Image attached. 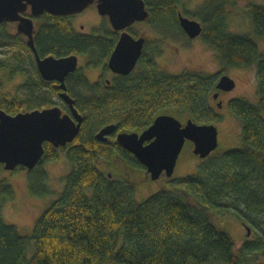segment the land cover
Listing matches in <instances>:
<instances>
[{
  "label": "trees",
  "instance_id": "16d2710c",
  "mask_svg": "<svg viewBox=\"0 0 264 264\" xmlns=\"http://www.w3.org/2000/svg\"><path fill=\"white\" fill-rule=\"evenodd\" d=\"M144 2L149 14L143 22L157 39H146L132 72L117 75L109 85L103 80L89 84L76 70L64 80L82 123L77 136L64 146L54 149L45 144L42 159L27 170L28 190L41 198L50 193L43 164L63 155L69 166L63 189L36 218L30 235H21L3 219L2 207L13 197V189L0 180V264H264V53L257 43L264 40V2L246 5L255 38L227 29L226 3L232 7L234 0H203L186 12L200 20L199 36L217 52L221 63L217 74L255 65L257 102L232 98L227 104L241 125L240 147L215 149L201 158L194 173L174 180V188L160 189L142 201L135 198L128 180L108 177L96 167L100 160L129 165L126 156L145 169L114 138L96 140L95 133L106 124L142 131L161 113L177 111L182 122L190 118L196 123H214L221 117L209 102L216 73L172 74L157 66L155 56L162 52L158 44L167 38L166 32L185 34L178 21V12H184L181 0ZM72 17L49 13L33 17L38 55L84 56L88 69L107 72L118 32L109 23L93 27L90 33L78 32ZM5 24L0 23V46L18 48L0 60V108L16 114L59 104L69 112L59 88L41 78L23 35L9 33ZM16 75L24 79L13 92L3 91L4 83ZM227 214L253 227L255 237L235 248L231 235L212 220L213 215ZM30 242L33 251L28 255Z\"/></svg>",
  "mask_w": 264,
  "mask_h": 264
},
{
  "label": "water",
  "instance_id": "95a60500",
  "mask_svg": "<svg viewBox=\"0 0 264 264\" xmlns=\"http://www.w3.org/2000/svg\"><path fill=\"white\" fill-rule=\"evenodd\" d=\"M91 4H95L101 16L107 17L113 30L120 31L109 56L108 67L114 73L129 74L142 53L145 37H134L128 28L147 18L149 13L144 0H0V23L16 24L18 33L26 37V44L34 54L41 77L60 82L58 86L63 91L59 93V97L69 108V112H65L58 105H52L16 114H9L0 108V164L4 169L13 170L21 165L30 170L43 156L44 141L50 142L54 147H61L77 136L82 116L74 107V100L66 93L64 80L66 75L77 69L78 57H40L33 41V17L43 13L73 15ZM28 10L29 15L26 14ZM178 21L190 39L201 34L202 24L199 20L178 12ZM234 86V79L227 74H222L216 84V88L222 90H231ZM216 97L217 92L214 93V98ZM217 136L218 129L213 122L196 123L190 118L182 122L169 113L158 114L140 132L118 130L115 123H109L95 133L96 140L101 142L114 137L121 148L131 153L145 167L147 175L152 179H157L162 174L172 176L187 140L192 142L193 154L205 158L217 148Z\"/></svg>",
  "mask_w": 264,
  "mask_h": 264
},
{
  "label": "rangeland",
  "instance_id": "374dc122",
  "mask_svg": "<svg viewBox=\"0 0 264 264\" xmlns=\"http://www.w3.org/2000/svg\"><path fill=\"white\" fill-rule=\"evenodd\" d=\"M183 3L182 9L184 16L189 14L186 12L194 10L200 5L203 0H181ZM264 0H234L232 7L228 5L227 14V29L231 32L240 34H250L255 38L253 32V25L249 15L246 12V5L248 3H263ZM237 5V10L234 7ZM29 14V10L26 13ZM198 20V19H196ZM200 21V20H199ZM36 21H34L35 23ZM5 28L11 34H18L16 24L14 22H6ZM109 22L105 17H102L95 7V4L89 5L82 12L76 13L71 18L73 28L82 33H90L91 29L101 24L108 25ZM129 28L135 30L138 34H143L146 39L154 41L157 37L154 36L153 30L144 22H136ZM167 38L161 41L159 48L162 49L160 55H156L155 59L157 66L160 70L180 74L184 71H203L209 74H217L220 72L221 63L218 58L217 52L208 47L202 38L198 35L194 38H189L186 34L166 32ZM21 34V33H20ZM23 35V34H22ZM26 37L23 35V41ZM260 50L264 53V40L257 39ZM11 44H14L11 42ZM17 46L4 45L0 46V60H4L6 55L15 51ZM32 52V51H31ZM26 57L28 52L24 51ZM27 60V59H26ZM85 57L78 56V66L84 64ZM23 64L27 70L28 66ZM99 68L89 71L97 72ZM235 81V87L229 91H223L221 98L223 105L218 108L216 106L217 99L210 98V105L215 108V111L220 114V119L214 121L218 129V145L217 150L240 147L241 141V125L240 122L229 112L228 105L225 103L228 97L231 98H244L252 103L257 102V81L255 65L250 67L240 68H227L224 72ZM219 74H217L218 77ZM106 77H110L105 74ZM216 77V78H217ZM24 76L16 75L11 82H5L2 86L3 91H14L15 85L20 83ZM60 101V100H59ZM226 104V105H225ZM59 105V104H58ZM179 120H183V115L180 112L173 113ZM114 138V137H112ZM192 142L186 141L177 159L173 174L167 177L162 174L157 179H152L146 176V169L140 168L136 163L130 161L128 157L125 159L129 165L122 164L117 160H112L110 163L100 160L96 163V167L104 172L110 174V177L119 180H128L134 189V196L138 201L146 199L148 196L157 192L160 189H172L174 185L172 182L186 174L195 172L199 165L201 158L194 155L192 152ZM44 170L47 172L48 180L47 185L50 193L44 197H37L30 193L27 186V170L14 169L7 170L0 167V180H6L13 189V197L4 202L2 207V216L6 223L15 225L21 235H30L33 231L36 218L46 209V207L57 197L59 192L63 189L65 175L68 172L69 166L66 158L60 155L54 161L45 162L43 164ZM213 222L227 231L234 243L235 248L241 246L243 241L248 238L255 237L254 229L247 223H242L240 219L234 214H227L223 216L213 215ZM249 230V233H248ZM33 251V242H30L28 248V255Z\"/></svg>",
  "mask_w": 264,
  "mask_h": 264
},
{
  "label": "flooded vegetation",
  "instance_id": "af4514ba",
  "mask_svg": "<svg viewBox=\"0 0 264 264\" xmlns=\"http://www.w3.org/2000/svg\"><path fill=\"white\" fill-rule=\"evenodd\" d=\"M75 14H73V15H71V16H74ZM102 17H105L106 18V20L108 21V19H107V17L106 16H102ZM143 22V21H142ZM136 23V22H135ZM128 30H129V28H128ZM116 32H118V34L120 33V31H116ZM129 32H130V30H129ZM131 33V32H130ZM132 34V33H131ZM133 35V34H132ZM139 35H143L142 33L141 34H139ZM138 35V36H139ZM134 36V35H133ZM138 36H136V37H138ZM144 37H145V42H146V36L145 35H143ZM135 37V36H134ZM144 47H145V43L143 44V48H142V52H143V50H144ZM142 54V53H141ZM137 64V63H136ZM136 66V65H135ZM36 68H37V66H36ZM134 69H135V67H134ZM133 69V70H134ZM38 70V69H37ZM89 70H92V69H88L87 67H86V64H85V61H84V64L83 65H81V66H78V64H77V69H76V71H81L82 72V74H83V76L85 77V79L88 81V83L89 84H95V83H97V82H99L100 80H103V82H104V84L105 85H109V83L112 81V78H114V77H116L117 75H123V74H118V73H114V72H112L111 70H110V68H109V70L106 72V71H104L102 68H99L98 69V71L97 72H94V71H89ZM39 72V71H38ZM71 73V72H70ZM40 74V73H39ZM105 74H107V75H109L110 77H106L105 76ZM223 73H220L219 75H218V77L216 78V82H215V86H214V90L212 91V95H211V98L212 99H217V102H216V106L218 107V108H220L222 105H223V99L221 98V95L222 94H225V93H223V91H229V90H222V89H217L216 88V84H217V82H218V80H219V77L222 75ZM69 75V74H68ZM68 75H66L65 76V80H66V77L68 76ZM41 76V75H40ZM42 78V77H41ZM43 79V78H42ZM44 80V79H43ZM45 81H47V82H51L52 81V85L54 86V87H56V88H59V84H58V82H56V80H45ZM235 87V86H234ZM234 89V88H233ZM59 90H60V88L57 90V93H58V95H59ZM232 90V89H231ZM83 92V91H82ZM217 92V97L216 98H214V93H216ZM84 93V92H83ZM86 93H91V91H86ZM232 99V98H231ZM230 100V98L228 97V99H227V101H225V103L226 104H228V101ZM225 104V105H226ZM211 106V105H210ZM212 107V106H211ZM212 109L215 111V108H213L212 107ZM68 112V111H67ZM216 112H218V111H216ZM119 130V129H118ZM140 132V131H139ZM47 143H50V142H48V141H44L43 142V147H44V152H43V155H44V153H45V144H47ZM51 144V143H50ZM52 145V144H51ZM52 147L54 148V149H57V148H59V147H54L53 145H52ZM43 157V156H42ZM42 159V158H41ZM0 167H3V165L2 164H0ZM17 168V167H16ZM16 168H15V170H16ZM24 168V167H23ZM24 169H26V168H24ZM14 170V169H13ZM18 170V169H17ZM27 170V169H26ZM12 171V170H11ZM146 172V171H145ZM146 176L148 177V175H147V173H146ZM110 177V176H109Z\"/></svg>",
  "mask_w": 264,
  "mask_h": 264
}]
</instances>
